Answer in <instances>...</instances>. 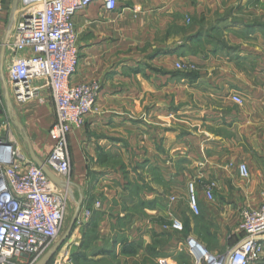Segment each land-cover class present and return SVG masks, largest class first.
Wrapping results in <instances>:
<instances>
[{"label":"crops","instance_id":"1","mask_svg":"<svg viewBox=\"0 0 264 264\" xmlns=\"http://www.w3.org/2000/svg\"><path fill=\"white\" fill-rule=\"evenodd\" d=\"M10 8L1 14L0 52ZM172 11L182 29L185 17L191 25L171 46L164 36ZM103 12L97 3L74 18L79 62L72 83L95 80L101 87L96 109L68 136L65 221L77 207L91 211L67 239L74 259L96 245L99 260L85 264L192 263L187 236L213 254L236 246L241 210L264 203V0H118L110 13L149 18L153 39L142 52L139 23L107 20ZM19 14L20 1L15 25ZM8 61L6 49L3 74ZM33 149L40 159L48 153ZM211 182L216 189L208 201ZM189 184L198 215L188 207ZM171 216L183 222L182 233L169 228ZM259 242L261 258L252 264H264V234ZM111 252L114 262L101 260Z\"/></svg>","mask_w":264,"mask_h":264},{"label":"built area","instance_id":"2","mask_svg":"<svg viewBox=\"0 0 264 264\" xmlns=\"http://www.w3.org/2000/svg\"><path fill=\"white\" fill-rule=\"evenodd\" d=\"M105 12H115L118 0H20V14L7 45L8 66L5 83L14 104L39 97L46 89L53 104L54 121L48 129L51 147L41 160L44 165L68 182L71 160L68 136L83 127L85 118L96 109L101 91L93 80L74 84L79 62L75 16L93 4ZM2 5L0 3V19ZM180 68L179 64H176ZM237 105L243 100L231 97ZM0 92V264H37L59 238L67 213L66 195L25 154L2 103ZM241 177L248 178L245 164H240ZM216 184L204 190L213 201ZM170 203L175 198H169ZM96 208L100 203L95 204ZM188 207L198 215L195 185H188ZM91 211L84 208L75 225L84 226ZM240 242L225 255L213 254L191 236L185 237L187 253L194 264H252L260 260L264 234V203L240 212ZM169 228L184 231L174 216ZM159 264H168L164 259ZM52 264H76L64 249Z\"/></svg>","mask_w":264,"mask_h":264},{"label":"rangeland","instance_id":"3","mask_svg":"<svg viewBox=\"0 0 264 264\" xmlns=\"http://www.w3.org/2000/svg\"><path fill=\"white\" fill-rule=\"evenodd\" d=\"M0 3L2 5V12L4 15L5 12L9 10L11 0H0ZM119 14H112V13L105 12L101 18H105L111 21L124 20L129 23H134V24L139 23L140 28H139V38L138 39H139L140 47H142L140 51L142 52V51L149 49L150 42L153 39L152 37L153 30L150 27H148V24H146L147 22H149V18H145V16L143 15H139L137 13H131V12L125 13V15H122V16H120L121 14L120 15ZM5 20L6 18H3V22H2L3 24ZM183 21H184L183 23H184L185 28L182 29V18L180 17L179 13L172 11L168 19V22H169L168 30L164 36L165 42L167 41L168 38L171 39V43H170L171 46L175 45L177 41L182 40V32L187 31L190 28V25H191L190 17H185ZM3 24H0V25L2 26ZM1 26H0V33L3 31V28H4L3 26L2 27ZM185 67L186 66L180 65V68H177V67L175 68L176 70H182ZM2 103H3V100H2ZM14 108H15V112L17 115V119L20 122V124L23 126L24 130L26 131V134L29 137L32 143V146L41 155H45L48 152L49 148L51 147V142L47 137V131L53 121L52 113H51V102L48 97V91L46 89H43L39 93V97L33 98L26 102L14 104ZM68 223H69V219H66L64 227L61 231V234L65 232ZM236 236L235 238H237ZM234 245H231V246L227 245L226 246L227 251L220 250L218 251V254L225 255L226 253H228L235 247ZM212 246L214 247L215 245L212 244ZM63 249L64 251L69 250L70 257H73L74 248H72L71 245L68 243V240H66L64 244L60 247L58 252L55 254V256L51 259L50 264L53 263V261L56 258V255H58ZM77 252L78 250L76 251V253ZM131 255L132 253L130 252L126 254L128 258H131ZM79 256H80V259L78 261L75 260L73 257V261H75L77 264H85L86 261H90V260H99L97 258L98 256L97 246L91 245V247L88 249H86V247L81 248ZM157 257L158 255L156 254L153 258L156 259ZM116 259H117V255L115 257L114 253L111 252L109 255L104 256L101 260L108 261V262H114ZM179 262L180 264H192L193 263V262L192 263L187 262L186 258L180 259Z\"/></svg>","mask_w":264,"mask_h":264},{"label":"water","instance_id":"4","mask_svg":"<svg viewBox=\"0 0 264 264\" xmlns=\"http://www.w3.org/2000/svg\"><path fill=\"white\" fill-rule=\"evenodd\" d=\"M19 1L20 0H12L10 14L8 18V23L5 31V38L3 40L0 52V92L3 99L4 108L7 114V117L13 126L18 140L25 152V154L30 158V160L41 169V171L47 176V178L56 186V188L64 194L67 189V183L61 179L58 175L52 172L49 168H47L42 160L38 157L36 152L33 149L32 143L27 136L23 126L17 119V115L14 108V103L10 97V93L5 83L4 74L2 72V63L5 51L7 49V45L9 43L10 37L12 35L13 29L15 27L16 15L19 9ZM79 215V207L76 208L74 215L69 221L67 228L63 234H60L59 238L54 242L52 247L47 251V253L37 262V264H48L51 259L58 252L60 247L64 244V242L70 236L73 227L75 225L76 219Z\"/></svg>","mask_w":264,"mask_h":264},{"label":"trees","instance_id":"5","mask_svg":"<svg viewBox=\"0 0 264 264\" xmlns=\"http://www.w3.org/2000/svg\"><path fill=\"white\" fill-rule=\"evenodd\" d=\"M48 264H50V262Z\"/></svg>","mask_w":264,"mask_h":264}]
</instances>
